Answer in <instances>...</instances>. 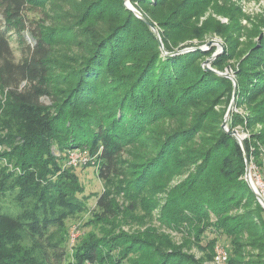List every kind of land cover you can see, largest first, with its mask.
Here are the masks:
<instances>
[{
    "label": "trees",
    "instance_id": "trees-1",
    "mask_svg": "<svg viewBox=\"0 0 264 264\" xmlns=\"http://www.w3.org/2000/svg\"><path fill=\"white\" fill-rule=\"evenodd\" d=\"M131 1L161 28L167 52L189 47L180 46V40L209 31L223 34L229 27L212 12L226 15L233 9L214 0ZM48 2L0 0V264H206L215 258L221 240L229 242L226 264H246L241 239L252 227L249 211L240 210L252 208L250 200V212L264 221V207L244 178V150L229 131L253 125V119L233 110L230 130L223 120L205 138L212 119H217L208 111L213 105L208 103L218 97L211 99V92L223 88L230 93L231 78L204 65L193 67L209 50L164 53L153 28L124 0H64L81 12L84 25L55 31L27 14ZM210 7L211 17L192 24ZM260 20L264 27V18ZM240 24L238 18L237 27ZM135 28L138 32L132 36ZM140 34L147 42L135 46ZM13 37L20 58L11 45ZM76 40L82 47L77 66L54 76L55 43ZM256 50L249 54L248 70L256 65ZM224 52L213 65L224 66L230 56ZM236 74L240 101L242 90L252 91L248 97L264 90V74L252 83L253 89L241 85L250 73L236 68ZM66 80L73 83L69 89L60 87ZM259 102L257 111L263 112L264 98ZM165 121L175 124L156 132ZM253 138L256 142L244 139L248 162L264 178V161L257 157L264 130ZM74 149L86 151L89 162L70 164ZM85 165H94L104 180L95 217L85 223L100 232L83 236L71 261L64 245L66 220L85 212L92 197L76 171ZM3 196L11 197L14 210ZM122 218L143 228L125 231ZM154 218L181 233L183 243L147 224ZM259 226L260 234L264 222ZM188 245L199 247L204 256L189 252ZM256 245L250 246L260 248Z\"/></svg>",
    "mask_w": 264,
    "mask_h": 264
},
{
    "label": "rangeland",
    "instance_id": "rangeland-1",
    "mask_svg": "<svg viewBox=\"0 0 264 264\" xmlns=\"http://www.w3.org/2000/svg\"><path fill=\"white\" fill-rule=\"evenodd\" d=\"M49 1V0H47ZM128 1V0H127ZM217 2L219 7H226L229 6V9H232L230 11L231 14H217L213 8H209V11L206 13L205 16L192 19V24L195 25H201L202 22L206 17H211L212 10V16L220 20L223 24H226L229 28L223 33V34H217L216 32L209 31L205 34H202L201 36H194L191 38H187L185 40H180V46L183 44H190L191 47H203L206 46V44L211 40H217L220 41L222 44H224L225 52L228 53L229 59L227 62L224 63V66L217 67L211 63L209 66L215 70L221 71V72H228L230 75L234 77V80L231 78L233 82V90L229 93L227 89L220 88L216 91L211 92V99H213L216 95H218L217 99L214 101V103L211 102L208 103V105H212L208 111L212 110L215 115V120L212 119L210 126L212 127L211 130H209L205 134V138H209L215 131L216 126L222 125V122L224 120V117L228 111V108L232 101L235 102L234 105V112L237 113L241 118L245 119L246 117H251L253 120V125H246L244 123L243 125L240 124L236 127H234L242 136H244V139L253 140L256 142V139L253 138V136H256L258 133L264 130V124L262 119H264V111L258 112L259 106L257 104H260V100L264 98V93H256L253 96H246L251 92H247V90H242L241 94L243 95L244 99L242 101L241 98L239 100L238 98V91H239V83L237 80V74H236V68L244 69L245 72H248V81L241 82V85L243 86H249L253 89L252 83L258 81L260 75L264 74V27L261 23L260 19L264 18V0H214ZM125 2V0H124ZM130 5H133V2L130 0ZM239 8V10H235L234 8ZM27 14L30 18L36 20L41 25H45L46 27H49L51 31H55L57 29H64L68 26H77L76 29H81V27L84 25L82 23V20L80 21L79 18L81 17V12L75 11L72 9L71 2H64V0H50V2L47 3V5L42 7H37L35 9L30 8V10L27 11ZM239 18V22L241 23L239 27H237V19ZM102 21L99 22L101 24ZM241 27H244L241 29ZM158 28V27H157ZM159 29H161L159 27ZM256 29V30H255ZM49 30V31H50ZM138 32V29L135 28L132 30V36H134L135 33ZM27 33L28 41L33 43V38ZM65 34H56L54 37L59 38L61 36H64ZM140 38V39H139ZM137 38V45L140 44L143 45V42H147V39L144 34H140V37ZM139 39V40H138ZM11 45L15 51V55L17 58L21 57V48L16 38H11ZM189 45V47H190ZM179 46V47H180ZM214 48V50H213ZM256 48L259 49V51H262L263 54L258 53ZM82 47L78 45V40H76L73 43L65 44L62 41L55 43V53H54V70L53 75L56 76L57 74L66 75L69 74L72 69L77 66V61H79V55L82 53ZM178 48H175L176 50ZM173 50V51H174ZM209 52H211L207 56H199L195 59V65H201L203 66L204 62L210 58L216 51H222L220 45L214 44L210 48H208ZM257 54L253 61H255V66L250 67L251 70H248V65L251 63L249 61V54H252V51H255ZM213 53V54H212ZM222 52H220L221 54ZM218 54L217 56H219ZM176 55V54H175ZM216 56V57H217ZM260 56H263L259 59ZM131 57V56H129ZM215 57V58H216ZM258 59V60H257ZM173 61V60H172ZM168 65V63H167ZM168 69H170L168 66H166ZM230 78V77H229ZM73 83L68 82L66 80L62 84H60V87L69 89ZM243 88V87H242ZM223 90V91H222ZM206 91H202L201 93H205ZM262 93V94H261ZM245 95V96H244ZM42 101L45 104H51V100L48 97H43ZM264 106V104H263ZM264 108V107H263ZM221 122V124H220ZM167 123V124H166ZM172 121H165L163 123H160V125L156 128L155 131H159L163 128L170 129L172 125ZM226 129L230 130V126L227 125ZM149 136H153L151 134H148ZM262 141V140H259ZM258 141V161H261L263 163L264 161V143ZM3 148H0L2 150ZM130 157V156H129ZM132 160L133 158L130 157ZM76 171L79 172V176L82 181V185H84L86 189V194L91 195L92 197L88 200V208L85 212L76 214L74 216L69 217L66 220L67 223V235L66 240H64L65 249L68 251V255L70 257V260L72 261V255L74 253V250L76 249L77 245L85 236L87 233H91L92 231H96L98 234L100 230L95 227L94 225H87L89 219L95 217L94 211L96 210V201H97V195L100 194L103 191L104 186V180L99 177L97 174V168L94 165L91 166H82L78 167ZM252 173V179L253 182L257 185L259 192L264 196V178L263 175H261L256 167H253L251 169ZM246 175V174H245ZM245 178V176H244ZM246 179V178H245ZM177 180V179H176ZM81 196V195H80ZM5 203L12 204L10 207L12 210H14V205L12 203L11 197H6ZM122 202V200H118ZM249 203L252 205V208L245 207V209H241V212L249 211L248 216H250V226L252 227L249 231V229L244 230V234L242 236L243 241V248L242 251L245 256L246 264H263L264 262V231L260 230V234L258 232V228L255 226H259V224H262L264 221L262 219L257 220V216L255 214H252L253 211V202L249 200ZM123 221H121L122 229L128 232H133L139 228H143L138 223L130 222L125 224L126 220L122 218ZM263 221V222H262ZM147 224H152L159 229L169 232L173 235L174 239L178 243H183V238L181 233H176L172 231L169 228L162 227L160 221L157 218L151 219L148 221ZM260 227V226H259ZM261 228V227H260ZM258 233V234H256ZM261 235V236H260ZM258 242V243H257ZM249 243V244H248ZM229 244V242H228ZM228 244L225 240H221L218 245H221L224 247V249L227 252V257L229 256L228 252ZM259 244L260 248H252L250 245ZM256 245V246H257ZM187 250L193 254H195L197 257L204 256L203 250H201L199 247L194 245H188ZM251 252V253H250ZM217 255V251H216ZM215 255V257H216ZM226 261H216L215 258L212 260H206V264H226Z\"/></svg>",
    "mask_w": 264,
    "mask_h": 264
},
{
    "label": "water",
    "instance_id": "water-1",
    "mask_svg": "<svg viewBox=\"0 0 264 264\" xmlns=\"http://www.w3.org/2000/svg\"><path fill=\"white\" fill-rule=\"evenodd\" d=\"M125 5L126 7L130 8L132 11H134L141 19H143L145 22H147L154 30L156 36H157V39L160 43V47L161 49L163 50L164 53L168 54V55H175V54H179V53H182V52H185V51H190V50H195V49H200V50H207L208 48H210L211 46H213L214 44H218L220 45L221 47V50L222 51H216L210 58H208L205 62H204V67L205 69L207 70H211L213 72H216L220 75H223V76H226V77H230L234 80V77L232 75H230L228 72H221V71H218V70H215L213 68H211L209 66V64L211 63V61L213 59H215V57L220 54V52H224L225 48H224V44H222L220 41H217V40H211L209 41L206 46H203V47H186L184 49H176L174 51H171V52H167L165 49H164V44H163V41H162V38H161V35H160V31L159 29L157 28V26L154 24V23H151L147 18H145V16L137 9L135 8L133 5H130V0H125ZM234 105H235V102L232 101L229 108H228V111L225 115V119H224V122H223V127L226 128V126L228 125V121H229V118L231 116V113L234 109ZM227 131H229L227 129ZM231 134L235 135L237 137V139L239 140L243 150H244V156H245V159L247 160V170H246V175H245V178L247 180V182L249 183V185L251 186L252 190L255 192L257 198L259 199L260 203L263 205L264 207V196L259 192L258 190V187L257 185L253 182V179H252V173H251V165L250 163L248 162V155H247V152H246V149H245V143H244V136H242L236 129H234L233 131H229Z\"/></svg>",
    "mask_w": 264,
    "mask_h": 264
},
{
    "label": "built area",
    "instance_id": "built-area-1",
    "mask_svg": "<svg viewBox=\"0 0 264 264\" xmlns=\"http://www.w3.org/2000/svg\"><path fill=\"white\" fill-rule=\"evenodd\" d=\"M90 159L91 158L88 155V153L84 150H81V149H74V150L70 151V153H69V163L74 165V166L86 164L89 162ZM216 251H217V255L215 257L216 261L218 260L220 262H222V261L224 262L227 260V252L223 246L217 245Z\"/></svg>",
    "mask_w": 264,
    "mask_h": 264
}]
</instances>
